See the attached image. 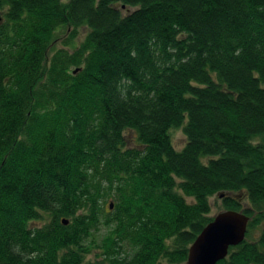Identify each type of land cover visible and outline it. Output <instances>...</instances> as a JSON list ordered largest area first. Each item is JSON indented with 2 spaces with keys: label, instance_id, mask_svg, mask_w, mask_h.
<instances>
[{
  "label": "trees",
  "instance_id": "16d2710c",
  "mask_svg": "<svg viewBox=\"0 0 264 264\" xmlns=\"http://www.w3.org/2000/svg\"><path fill=\"white\" fill-rule=\"evenodd\" d=\"M214 197L264 264V0H0V264H186Z\"/></svg>",
  "mask_w": 264,
  "mask_h": 264
},
{
  "label": "water",
  "instance_id": "95a60500",
  "mask_svg": "<svg viewBox=\"0 0 264 264\" xmlns=\"http://www.w3.org/2000/svg\"><path fill=\"white\" fill-rule=\"evenodd\" d=\"M248 223L249 218L242 212L219 213L190 246L186 264H217L224 260L231 247L245 240Z\"/></svg>",
  "mask_w": 264,
  "mask_h": 264
},
{
  "label": "rangeland",
  "instance_id": "374dc122",
  "mask_svg": "<svg viewBox=\"0 0 264 264\" xmlns=\"http://www.w3.org/2000/svg\"><path fill=\"white\" fill-rule=\"evenodd\" d=\"M80 39H82V37ZM134 136L135 135L132 132L128 131L126 133L128 143L131 147H134V145L137 144V140ZM171 136H172V141L174 143V146L177 150L184 148V146L186 145V136H185V134L181 128L171 130ZM211 205H212V216L215 217L220 212H222L221 198H219V197L212 198L211 199ZM245 206H246V204H245ZM104 230L105 229L102 230L101 235L104 234Z\"/></svg>",
  "mask_w": 264,
  "mask_h": 264
},
{
  "label": "bare ground",
  "instance_id": "6f19581e",
  "mask_svg": "<svg viewBox=\"0 0 264 264\" xmlns=\"http://www.w3.org/2000/svg\"><path fill=\"white\" fill-rule=\"evenodd\" d=\"M232 211V210H231ZM222 212H224V211H222ZM221 213V212H220ZM249 218V217H248Z\"/></svg>",
  "mask_w": 264,
  "mask_h": 264
}]
</instances>
